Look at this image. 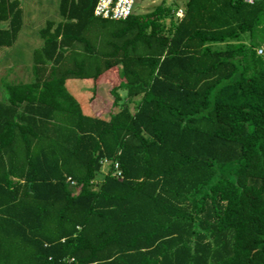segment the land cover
<instances>
[{"label": "trees", "instance_id": "1", "mask_svg": "<svg viewBox=\"0 0 264 264\" xmlns=\"http://www.w3.org/2000/svg\"><path fill=\"white\" fill-rule=\"evenodd\" d=\"M98 1L59 0L31 81H2L0 264H264V4ZM25 15L0 0V49Z\"/></svg>", "mask_w": 264, "mask_h": 264}, {"label": "rangeland", "instance_id": "2", "mask_svg": "<svg viewBox=\"0 0 264 264\" xmlns=\"http://www.w3.org/2000/svg\"><path fill=\"white\" fill-rule=\"evenodd\" d=\"M47 1L22 0L23 8L26 11L25 27L13 48L0 49V96L1 92H3V80L9 82H30L32 79L33 52L40 48L42 44L39 33L47 21H56L59 18L57 13L59 0ZM164 3L167 7L174 8L178 6L181 9L179 10L180 12L185 8L186 0H137L134 14L141 16L150 13ZM41 10L45 11V13L38 14ZM67 87L70 94L80 103L83 112L90 115V111L92 112L90 100L94 92L93 82L70 80ZM101 95L103 94L101 93ZM108 103L109 101L106 102L105 99H102L98 101L97 105L100 104V108L104 109Z\"/></svg>", "mask_w": 264, "mask_h": 264}, {"label": "built area", "instance_id": "3", "mask_svg": "<svg viewBox=\"0 0 264 264\" xmlns=\"http://www.w3.org/2000/svg\"><path fill=\"white\" fill-rule=\"evenodd\" d=\"M244 2L247 5L253 6L256 4L263 3L264 0H239ZM137 0H99L95 8L94 14L95 17L103 20H112V21H125L134 15V9L136 6ZM177 16L179 19L184 17V12L180 11ZM260 56H264V50L260 49L258 51ZM70 182L72 185L75 183Z\"/></svg>", "mask_w": 264, "mask_h": 264}, {"label": "crops", "instance_id": "4", "mask_svg": "<svg viewBox=\"0 0 264 264\" xmlns=\"http://www.w3.org/2000/svg\"><path fill=\"white\" fill-rule=\"evenodd\" d=\"M90 114H91V111H90Z\"/></svg>", "mask_w": 264, "mask_h": 264}]
</instances>
